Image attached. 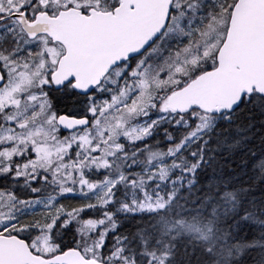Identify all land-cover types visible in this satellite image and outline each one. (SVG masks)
<instances>
[{
    "label": "snow or ice",
    "instance_id": "snow-or-ice-1",
    "mask_svg": "<svg viewBox=\"0 0 264 264\" xmlns=\"http://www.w3.org/2000/svg\"><path fill=\"white\" fill-rule=\"evenodd\" d=\"M0 264H264V0H0Z\"/></svg>",
    "mask_w": 264,
    "mask_h": 264
}]
</instances>
